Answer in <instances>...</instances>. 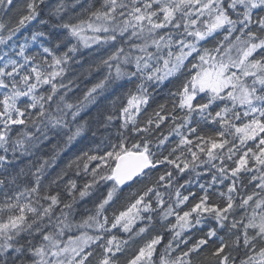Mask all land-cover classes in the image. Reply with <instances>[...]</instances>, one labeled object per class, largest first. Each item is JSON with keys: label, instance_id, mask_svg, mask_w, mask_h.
Wrapping results in <instances>:
<instances>
[{"label": "snow or ice", "instance_id": "obj_1", "mask_svg": "<svg viewBox=\"0 0 264 264\" xmlns=\"http://www.w3.org/2000/svg\"><path fill=\"white\" fill-rule=\"evenodd\" d=\"M0 264H264V0H0Z\"/></svg>", "mask_w": 264, "mask_h": 264}]
</instances>
